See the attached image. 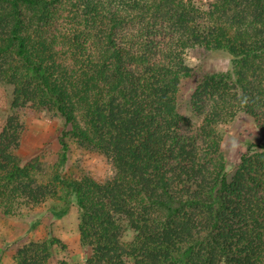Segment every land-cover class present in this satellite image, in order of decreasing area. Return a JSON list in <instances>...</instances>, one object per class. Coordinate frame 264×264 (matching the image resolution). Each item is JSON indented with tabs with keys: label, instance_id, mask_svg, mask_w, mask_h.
Masks as SVG:
<instances>
[{
	"label": "trees",
	"instance_id": "1",
	"mask_svg": "<svg viewBox=\"0 0 264 264\" xmlns=\"http://www.w3.org/2000/svg\"><path fill=\"white\" fill-rule=\"evenodd\" d=\"M188 57L223 62L199 75ZM191 83L197 123L183 106ZM0 84L5 216L76 207L92 250L81 264H264V143L229 175L218 135L240 114L264 131V0H0ZM39 112L63 121L52 165L19 155L24 117ZM69 139L113 176H68ZM55 244L31 242L17 263L50 264Z\"/></svg>",
	"mask_w": 264,
	"mask_h": 264
},
{
	"label": "rangeland",
	"instance_id": "2",
	"mask_svg": "<svg viewBox=\"0 0 264 264\" xmlns=\"http://www.w3.org/2000/svg\"><path fill=\"white\" fill-rule=\"evenodd\" d=\"M199 1L206 3L211 0H197ZM136 31V28L131 27L121 30L120 41ZM162 42L165 41L157 39L154 49L161 46ZM220 61L222 60L214 58L203 63L188 57L189 64L199 72V75L202 71L210 70L209 65ZM222 62L218 66L222 65ZM195 86L191 83L186 87L183 93V106L186 117L197 123L191 108V95ZM9 98V88L0 84V131L9 114ZM24 120H26V132L19 152L23 163L39 158L49 165L54 164L61 153L59 139L63 130L62 119L53 114L39 112L33 117L25 115ZM218 135L229 175H232L250 144L257 146L264 143V131L258 128L254 118L246 114H240L233 121L220 125ZM67 143L69 159L64 171L68 176L76 179L86 177L108 179L113 176L114 168L104 156L85 150L74 140L69 139ZM51 204L48 201L33 208L22 207L24 214L22 216H5L0 210V264H18L17 254L23 246L31 242L51 239L56 240L57 244L53 248L50 264H81L91 256L92 250L82 246L80 241L76 207H73L66 217L56 219L52 215ZM133 238V232L123 235L124 242H130Z\"/></svg>",
	"mask_w": 264,
	"mask_h": 264
}]
</instances>
